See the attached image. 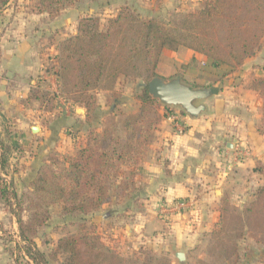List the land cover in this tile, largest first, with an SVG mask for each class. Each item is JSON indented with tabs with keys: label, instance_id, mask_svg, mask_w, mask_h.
Wrapping results in <instances>:
<instances>
[{
	"label": "trees",
	"instance_id": "1",
	"mask_svg": "<svg viewBox=\"0 0 264 264\" xmlns=\"http://www.w3.org/2000/svg\"><path fill=\"white\" fill-rule=\"evenodd\" d=\"M6 1L0 0V5ZM75 1L35 0V6L38 12L54 18ZM263 35L264 0H202L199 8L168 25L154 18L141 19L127 7H121L106 24L95 16L80 18L76 33L59 48L62 73L56 76L63 77L66 72L71 79L66 98L84 109V119L90 122L97 106L95 89L108 79L112 87L119 75L138 76L144 82L138 97L140 104L134 113L122 114L118 122L113 118L105 122L100 132L89 127L84 145L74 155L62 159L65 167L49 164L36 173L25 202L28 217L22 220L16 214L20 237L31 245L30 236L49 218L46 211L49 206H59L62 214H87L111 201L112 186L123 192L135 187L139 161L163 116L159 101L147 90L148 82L157 75L162 49L185 47L212 59L213 67L220 64L237 67L255 55ZM204 87H211V83ZM252 87L263 100L264 76L254 79ZM211 92L215 93V89ZM258 130L264 134L261 126ZM250 171L264 175V167L259 163ZM263 207L264 186L253 190L241 210L223 195L219 218L205 235L206 254L211 262L199 259L198 264H224L230 260L237 251L235 226H240L237 237H241L245 225L264 218ZM56 249L63 255L60 264H171L163 251L156 255L149 250L141 258L135 253L121 257L115 250L104 247L97 235L80 231L60 239ZM32 254L37 263L48 264L38 250Z\"/></svg>",
	"mask_w": 264,
	"mask_h": 264
},
{
	"label": "crops",
	"instance_id": "2",
	"mask_svg": "<svg viewBox=\"0 0 264 264\" xmlns=\"http://www.w3.org/2000/svg\"><path fill=\"white\" fill-rule=\"evenodd\" d=\"M18 1L16 7L8 2L0 13V95L3 102H14L16 108L23 111L19 113L21 116H24V109L15 96L20 91L12 87L9 96L6 83L19 75L21 81L26 80L23 84L28 89L32 87L37 74L42 73L34 55L36 49L45 44H36L34 37L41 33L48 35L49 27L59 26L65 31L60 35L55 33L47 44L51 47L56 38L74 35L77 21L84 15L100 16L105 21L121 7H130L140 17L152 18L174 10H194L202 2L78 0L72 7L64 9L56 21H50L45 13L25 11L23 7L18 10L20 3H27V0ZM263 65L264 60L253 55L230 72L222 65L213 67L209 58L188 48L162 49L156 66L158 76L177 77L190 87L196 86L192 88H207L210 92L213 88L215 93L196 102L203 104L204 109L195 117L175 106L160 109L163 116L139 161L136 185L130 193L143 203V208L130 218L132 220H117L119 226L113 224L112 213L104 209L105 206L94 213L92 220L104 226L107 224L109 233H113L111 241L117 242L123 254L150 247L163 250L171 264H187L189 255L200 247L207 232L217 222L220 198L232 188L238 169H252L258 162L264 166V134L258 130L262 120V99L252 87L253 80L262 76ZM13 82L18 86L21 84ZM209 83L211 87H204ZM31 104L28 111L34 109ZM80 110L83 109H75L77 114L70 125L74 133L71 141L63 134L68 117L57 118L48 128L38 127L37 139H41L38 150L54 143L56 150L73 154L83 146L88 126L84 112L79 113ZM36 111L42 112L39 108ZM168 112L173 118L166 116ZM19 125V128L26 126L24 121ZM178 200L187 201V207L167 211L168 214L161 212L162 206ZM111 205L114 209L119 206L112 201V209ZM178 252L184 256L182 260L176 258Z\"/></svg>",
	"mask_w": 264,
	"mask_h": 264
},
{
	"label": "rangeland",
	"instance_id": "3",
	"mask_svg": "<svg viewBox=\"0 0 264 264\" xmlns=\"http://www.w3.org/2000/svg\"><path fill=\"white\" fill-rule=\"evenodd\" d=\"M8 2H10V6L14 4L16 7V3L19 1L7 0L5 4L0 5V13ZM74 3L66 8L72 7ZM21 7L25 11L32 10L34 13H40L35 6V0H27V3L22 2L17 9L19 10ZM127 8L141 19H151L140 17L136 10L130 7ZM191 11L193 10H174L167 12L164 16L160 15L152 18L168 25ZM61 13L62 11L54 18H49L48 14H45L50 21H56ZM85 16L95 15H84L82 17ZM95 17H98L100 22L104 24L108 21V19L103 21L100 16ZM4 18L7 17L5 16ZM48 29V35L41 33V36L34 37L36 44H45L43 47L36 49L34 55V60L38 61V68L39 70L41 69L42 73L37 74L32 87L28 89L23 84L24 82L26 83V80L21 81L22 78L19 75H15L14 78H11L12 81L10 80L6 83V90H8L9 96H11L9 89L12 87H15L17 90L19 89L20 93L18 92L15 96L17 97V103L24 109V116L19 115L23 111L16 108L14 102H3V97L0 95V264H39L33 259L32 251L36 250L45 256L48 264H60L63 255L56 249L58 241L78 231L97 235L104 247L115 250L119 256L124 258L134 256L133 253L138 258H141L143 256L142 253H146L149 250L154 251V254L158 255V252L160 253L163 250H156L150 247L141 248L142 251L135 250L130 254H123L122 249L116 244L117 242L111 241L113 233L112 231L111 234L109 233L108 230L110 229L106 227L107 224L104 226L92 220L94 213L100 209L87 214H62L59 206H49L46 209L49 218L37 228L34 235L30 236L31 245L28 246L27 241L20 237L16 214H19L22 220H26L28 217L25 202L31 192V180L45 165L51 164L50 166L58 168L65 167L67 164L62 159L66 156H72L76 152L75 150L73 154H68L58 151L55 149L54 143L53 145H44L42 149L38 150L40 146L38 142L41 140L37 139L39 130L36 132L31 131L32 126L48 128L57 118L61 116L68 117L69 122L64 127L63 134L70 140L74 134L70 125L75 114H77L75 109L79 108L77 105H72V102L66 98L71 85L69 74L64 72L63 77L62 75L56 76L59 72L62 73L58 60L59 48L61 43L71 35H63L62 39H59L60 37L56 38L52 42L53 45L49 47L47 44L54 37L55 33L60 35V33H64L65 31H62L63 28L60 29L59 26H51ZM38 31L40 32V30ZM259 44L255 56H258L259 60L261 61L262 59L263 61L264 35L261 37ZM46 47H48L47 50ZM221 65L230 72L238 67L224 64H220L219 66ZM47 73L48 76L50 75L49 77H47ZM14 80L21 83L20 86L14 83ZM110 83L111 79H108L103 82L101 87L93 91L96 96L97 106L94 110L92 121L88 122L84 120L88 128L101 129L105 122L110 121L112 118L118 122L122 114L134 113L139 107L140 102L138 97L144 85L141 77L119 75L114 79L112 87L109 85ZM200 102L202 103L203 101ZM30 103L33 104L34 109L31 107L30 109L32 110L28 111L27 107L30 106ZM160 106V109L162 106H167L166 108L174 107L161 103ZM38 108L42 112H37ZM260 111L262 114L260 126L264 131V98ZM78 112H84V109ZM23 121L26 126L19 128V124ZM115 127L118 129V126ZM122 132L120 129L119 134H122ZM258 163L262 165L261 162ZM260 186H264V175L253 173L249 168L238 169L236 179L231 185L232 188L224 192V197H227L231 205H235L241 210L244 203L250 199L253 190L255 191ZM133 189H127L123 192V190H117L115 186H112L110 190L112 195L111 201L114 204L117 203L119 205L118 208L114 209L115 206L111 205L112 210L110 207L111 201L100 208L103 209L102 207L105 206L104 209L111 211L114 218L113 224L119 226L117 222L122 221V219L132 220L130 218L134 216L135 212L143 208V203L140 199H136L130 195ZM235 230L234 244L237 251L224 264H264L263 216L259 220L252 221L251 225H245L243 228L244 234L241 237H237V232L240 230L239 225L235 226ZM207 244L208 236L204 238L200 247L189 255L187 264H198L199 259L211 262V259L206 254ZM163 253L166 255L164 251ZM212 262H215V257L212 259Z\"/></svg>",
	"mask_w": 264,
	"mask_h": 264
},
{
	"label": "water",
	"instance_id": "4",
	"mask_svg": "<svg viewBox=\"0 0 264 264\" xmlns=\"http://www.w3.org/2000/svg\"><path fill=\"white\" fill-rule=\"evenodd\" d=\"M147 90L148 94L159 103L179 107L193 117L204 109L203 104L196 102L207 98L211 93L207 88H192L177 77L165 79L158 75L148 82ZM31 131H38V127L32 126ZM175 256L179 260L184 257L181 252L176 253Z\"/></svg>",
	"mask_w": 264,
	"mask_h": 264
},
{
	"label": "built area",
	"instance_id": "5",
	"mask_svg": "<svg viewBox=\"0 0 264 264\" xmlns=\"http://www.w3.org/2000/svg\"><path fill=\"white\" fill-rule=\"evenodd\" d=\"M262 74H264V70H262ZM166 116L170 119V118H173V115L172 113L168 112L166 114ZM187 201L185 200H178V201H175L174 203L172 204H168L167 206H162L161 207V212L164 213V214H168L167 211H180L182 209H185L187 207Z\"/></svg>",
	"mask_w": 264,
	"mask_h": 264
}]
</instances>
